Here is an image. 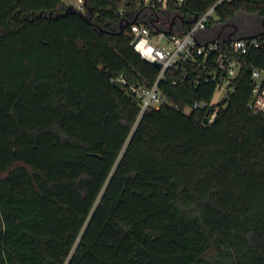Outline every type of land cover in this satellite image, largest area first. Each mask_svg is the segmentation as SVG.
I'll return each mask as SVG.
<instances>
[{"label":"trees","instance_id":"trees-1","mask_svg":"<svg viewBox=\"0 0 264 264\" xmlns=\"http://www.w3.org/2000/svg\"><path fill=\"white\" fill-rule=\"evenodd\" d=\"M218 1L170 2L165 20L187 30ZM83 4L0 0V264H264V114L248 106L264 0L215 8L213 38L262 45L210 123L213 107L185 109L215 84L172 73L140 113L132 89L159 70L120 11L143 0ZM239 15L260 29L240 34Z\"/></svg>","mask_w":264,"mask_h":264},{"label":"built area","instance_id":"built-area-1","mask_svg":"<svg viewBox=\"0 0 264 264\" xmlns=\"http://www.w3.org/2000/svg\"><path fill=\"white\" fill-rule=\"evenodd\" d=\"M75 8L84 12V0H76ZM185 0H143L142 9H133L129 13L120 11L122 24L132 33L131 45L143 59L160 64L157 79L149 88L135 87L132 92L140 102L142 114L150 108L158 109L166 101L159 91V83L167 77V73L177 75L179 79L191 78L195 83L201 79L215 84L216 92L221 96L211 101H196L185 112L194 109H208L207 123L214 120L218 105L234 90V80L244 66L243 56L260 48L262 40L258 35L221 39L213 38L208 24L215 15L216 6L228 0H219L203 15L198 16L187 30L174 24L175 19L183 21L177 15L165 20L169 13L170 2L182 3ZM136 19L139 24L136 22ZM152 28V31H151ZM264 35V29L262 31ZM252 96L249 108L255 113L264 114V68L251 67ZM116 82L125 83L121 77ZM176 82V80L174 81Z\"/></svg>","mask_w":264,"mask_h":264},{"label":"rangeland","instance_id":"rangeland-1","mask_svg":"<svg viewBox=\"0 0 264 264\" xmlns=\"http://www.w3.org/2000/svg\"><path fill=\"white\" fill-rule=\"evenodd\" d=\"M64 1L67 4H72L74 6H76V4H77L76 0H64ZM175 21H176L175 23L177 24L176 26L180 27V25L178 24L179 19L177 18ZM235 22L239 25V27H241V29L239 30L240 34L241 33H243V34L254 33L255 31H258L261 27L260 20H258L255 17H252V16L239 15L238 18L235 20ZM220 96H221V94L219 92H216L213 99L216 100Z\"/></svg>","mask_w":264,"mask_h":264},{"label":"water","instance_id":"water-1","mask_svg":"<svg viewBox=\"0 0 264 264\" xmlns=\"http://www.w3.org/2000/svg\"><path fill=\"white\" fill-rule=\"evenodd\" d=\"M196 20H197V17H195V18L192 20V22H194V21H196ZM121 24H122V21H121ZM153 65H154L155 67H157L158 69L160 68V64L157 63V62H155ZM204 123H207V118L204 119Z\"/></svg>","mask_w":264,"mask_h":264}]
</instances>
